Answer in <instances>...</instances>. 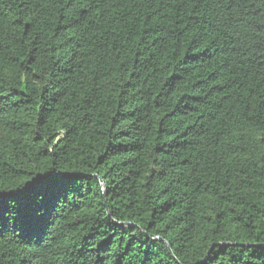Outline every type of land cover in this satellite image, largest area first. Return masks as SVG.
<instances>
[{"label": "trees", "instance_id": "obj_1", "mask_svg": "<svg viewBox=\"0 0 264 264\" xmlns=\"http://www.w3.org/2000/svg\"><path fill=\"white\" fill-rule=\"evenodd\" d=\"M49 166L0 264H264V0H0V187Z\"/></svg>", "mask_w": 264, "mask_h": 264}, {"label": "snow or ice", "instance_id": "obj_2", "mask_svg": "<svg viewBox=\"0 0 264 264\" xmlns=\"http://www.w3.org/2000/svg\"><path fill=\"white\" fill-rule=\"evenodd\" d=\"M71 169L44 168L12 187H0V236L11 230L40 233L46 226L47 216L60 200H67L77 179L59 174ZM3 181L0 180V185ZM255 255V253H253ZM264 255V251L261 252Z\"/></svg>", "mask_w": 264, "mask_h": 264}]
</instances>
